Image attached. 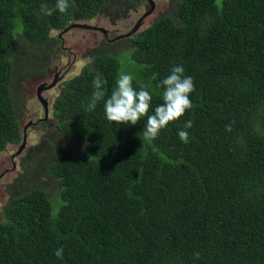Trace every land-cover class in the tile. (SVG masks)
<instances>
[{
    "label": "trees",
    "instance_id": "obj_1",
    "mask_svg": "<svg viewBox=\"0 0 264 264\" xmlns=\"http://www.w3.org/2000/svg\"><path fill=\"white\" fill-rule=\"evenodd\" d=\"M42 3L56 0H0V151L23 139L13 84L31 69L45 76L60 40L52 31L140 4L69 0L45 16ZM121 38L126 51L103 39L56 96L48 138L8 187L0 264H264V0H171ZM175 65L193 79L192 108L157 138L144 137L147 117L109 122L103 100L85 111L97 73L105 99L129 74L154 114Z\"/></svg>",
    "mask_w": 264,
    "mask_h": 264
},
{
    "label": "rangeland",
    "instance_id": "obj_2",
    "mask_svg": "<svg viewBox=\"0 0 264 264\" xmlns=\"http://www.w3.org/2000/svg\"><path fill=\"white\" fill-rule=\"evenodd\" d=\"M170 1L139 0L140 4L136 9H127L122 15L108 10L92 19H76L64 31H52V35L58 36L60 40L51 63L47 66L45 76L34 75L31 69L26 73H19L13 84L16 106L23 115L21 128L24 133L27 127V137L26 145L22 149L23 141L9 144L5 150L0 151V214L10 196L9 185L15 184L23 171L24 159L30 157L31 153L37 150L36 146L48 138L50 124H53V102L61 92L63 83L78 74L88 63L87 51L99 45L105 39V33L108 34L109 39L117 42V46L122 51H126L129 47L121 37L129 34L136 27L138 32L150 26L160 14L169 9ZM152 5H154L153 11L148 12L152 9ZM125 57L126 53L120 52V59L124 65ZM53 82L54 85L48 87ZM41 85L45 88L41 92V97L47 101L48 117H46V107L37 94ZM40 118L42 122L35 123ZM63 140L69 145L76 146L75 139L71 137H65Z\"/></svg>",
    "mask_w": 264,
    "mask_h": 264
},
{
    "label": "clouds",
    "instance_id": "obj_3",
    "mask_svg": "<svg viewBox=\"0 0 264 264\" xmlns=\"http://www.w3.org/2000/svg\"><path fill=\"white\" fill-rule=\"evenodd\" d=\"M69 8V0H56L54 7L42 3L38 15L51 16L54 11L65 13ZM182 65H175L170 69V74L160 81L158 87L163 88L162 101L154 109V114L148 115L152 95L146 90L144 85L139 86V90L133 87V77L129 74H122L116 80V86L111 94L106 97L105 81L97 73L93 80L92 86L94 91L89 102L85 105V111L95 110L97 103L104 101V112L109 122L117 124L135 125L142 117H147L146 126L143 130L144 137L155 139L160 131L168 126L170 122L178 120L185 112L192 108L190 94L195 91V85L192 77L184 75ZM192 121L188 120L184 128H191ZM226 130H231L226 126ZM178 136L183 143H188V132L180 130ZM4 223H7L5 220ZM58 258H62L63 249L58 248L55 251ZM199 259L200 254H194Z\"/></svg>",
    "mask_w": 264,
    "mask_h": 264
},
{
    "label": "water",
    "instance_id": "obj_4",
    "mask_svg": "<svg viewBox=\"0 0 264 264\" xmlns=\"http://www.w3.org/2000/svg\"><path fill=\"white\" fill-rule=\"evenodd\" d=\"M153 8H154V5H152V9L151 10H149L148 12H151V11H153ZM147 12V13H148ZM146 15V14H145ZM69 27V26H68ZM67 27V28H68ZM66 28V29H67ZM136 29H137V27L136 28H134V30H132L129 34H127V35H125V36H129V35H132V34H134V33H136ZM54 83L55 82H53V83H51L48 87H51V86H53L54 85ZM45 88H44V85H41L39 88H38V92H37V94H38V97L40 98V100H42L43 101V104H44V106L46 107V112H48V106H47V101L46 100H43V98L41 97V92L44 90ZM26 130H27V127H25V129H24V133H23V143H22V147H21V149L23 148V147H25V145H26Z\"/></svg>",
    "mask_w": 264,
    "mask_h": 264
},
{
    "label": "flooded vegetation",
    "instance_id": "obj_5",
    "mask_svg": "<svg viewBox=\"0 0 264 264\" xmlns=\"http://www.w3.org/2000/svg\"><path fill=\"white\" fill-rule=\"evenodd\" d=\"M69 26H70V25H69ZM66 28H67V27H66ZM66 28H65L64 30H66ZM64 30H62V31H64ZM107 35H108V34L105 33V35H104L105 38H106L107 40H110V39H109V36H107ZM45 109H46V108H45ZM48 116H49V114H48V112H47L46 117H48ZM46 117H44V120L46 119ZM41 122H42V119L40 118V119H38L35 123L40 124ZM35 123H34V124H35Z\"/></svg>",
    "mask_w": 264,
    "mask_h": 264
}]
</instances>
